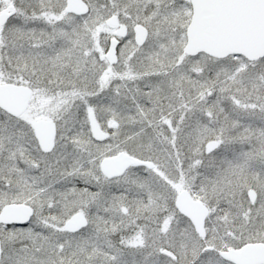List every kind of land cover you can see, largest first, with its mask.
Listing matches in <instances>:
<instances>
[{
    "label": "snow or ice",
    "instance_id": "snow-or-ice-1",
    "mask_svg": "<svg viewBox=\"0 0 264 264\" xmlns=\"http://www.w3.org/2000/svg\"><path fill=\"white\" fill-rule=\"evenodd\" d=\"M0 264H264V0H0Z\"/></svg>",
    "mask_w": 264,
    "mask_h": 264
}]
</instances>
